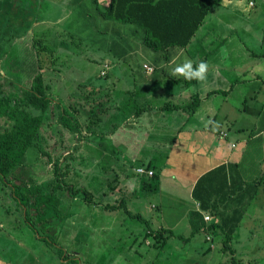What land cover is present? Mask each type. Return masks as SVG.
Returning a JSON list of instances; mask_svg holds the SVG:
<instances>
[{
	"label": "rangeland",
	"instance_id": "obj_1",
	"mask_svg": "<svg viewBox=\"0 0 264 264\" xmlns=\"http://www.w3.org/2000/svg\"><path fill=\"white\" fill-rule=\"evenodd\" d=\"M237 1L235 10L213 8L190 45L173 51L170 64L164 54L143 45L141 29L104 20L92 0H0L1 90L21 96L40 74L51 99L35 147L7 176L8 186L0 181V264H264L263 197L240 216L224 249L225 234L208 231V225L217 222L216 214L212 212V222L203 221L198 202L191 198L197 171L183 160L191 148L183 129L173 130L168 123L176 121L168 118L165 128L155 134L138 126L130 130L128 124L129 129L120 130L135 116L154 111L153 107L188 106L195 95L202 99L213 89H219L218 93L211 96V92L202 102L195 120L205 113L215 115L219 108V112L231 108L239 115L236 125L248 124L255 134L264 128V88L255 100L256 110L263 111L261 118L253 120L242 110L244 106L251 110L250 94L261 84L239 80L244 73L250 75V67L259 69L264 64V3L254 0L255 6L248 7L249 0ZM108 2L99 0L100 8L104 10ZM186 60L193 67L202 61L208 65L204 81H177L184 77L173 75L172 70ZM143 65L151 66L153 74L147 75ZM213 68L215 73H209ZM209 74L215 76L212 81ZM61 112L72 118L75 132L59 125ZM3 126L0 120V131ZM212 138L205 135L204 139L211 148L219 144ZM235 139L243 145L239 134ZM260 142L247 148H261ZM132 143L135 148L128 146ZM150 152L155 153L154 179L135 169L140 165L145 169L146 162L139 156ZM256 159L253 150L252 162ZM55 163L62 173L68 172L65 184L93 196L86 204L82 193L71 197L64 189L56 191L63 218L34 205L36 197L50 194L59 181ZM244 172L247 175L248 170ZM251 173L249 185L255 188L260 177L255 179V172ZM10 186L28 198L27 219ZM260 190L264 191V185ZM122 199L132 215L141 217L129 216L123 205L115 211L103 209L118 206ZM190 212L195 219L189 218ZM189 220L195 221L193 236ZM164 228L169 232L159 241L165 245L154 248V238Z\"/></svg>",
	"mask_w": 264,
	"mask_h": 264
},
{
	"label": "trees",
	"instance_id": "obj_2",
	"mask_svg": "<svg viewBox=\"0 0 264 264\" xmlns=\"http://www.w3.org/2000/svg\"><path fill=\"white\" fill-rule=\"evenodd\" d=\"M92 2L97 14L104 20L119 24H132L141 29L143 45L154 52L164 54L165 61L170 62L174 50L185 49L190 44L192 37L203 24L209 10L218 3V0H110L104 10L100 8L99 0H92ZM148 67L152 69L151 74H153L154 69L151 66ZM195 67L197 66L195 65ZM177 81L191 84L195 83L196 79L188 80L184 78L183 80L177 79ZM43 82L42 76L40 74L36 75L30 87L24 89L21 96L5 95L0 85V120L4 123L0 131V181L4 186H8L7 176L23 162L27 151L35 147L39 130L44 119H46L51 99L48 98L46 93L49 87ZM198 102L199 98L195 95L190 105L175 107V109L192 113L198 107ZM169 106L165 105L161 110L170 109ZM58 123L69 132H75L72 118L65 112L59 114ZM66 174L68 172L62 173L58 168V164H54V175L59 181L50 194L36 197L34 201L36 208L44 207L51 210L58 218H63L60 211V199L56 195V191L63 189L71 197L82 193L86 204L92 202L93 196L86 189H76L69 184H65L63 178ZM152 177L157 178V175L153 173L150 178ZM216 178L215 174L204 176L197 181L193 189V197L202 210H214L213 208L220 203L214 199ZM261 181H257L258 184ZM248 187L250 188V185L246 184V188ZM10 190L14 201L22 209L23 216L27 219L28 198L15 186H10ZM229 195V192H227L223 194V197L228 198ZM120 205H123V211L126 214L139 218V216L128 212L124 201H121L118 206H103V209L115 211L119 209ZM240 208L236 209L231 218L226 219L224 217V219L219 220V223L213 222L208 225V231H215L216 233L221 231V234H225L224 249L228 247H226V244L231 240L233 230L239 224L240 216L244 212V209ZM230 221L233 222L229 223ZM225 228H228V230L224 231ZM164 233L166 232L162 231L154 238V248L157 245L160 248L165 245V242L161 244L159 241L163 238ZM206 251L209 252L211 249L208 248Z\"/></svg>",
	"mask_w": 264,
	"mask_h": 264
},
{
	"label": "crops",
	"instance_id": "obj_3",
	"mask_svg": "<svg viewBox=\"0 0 264 264\" xmlns=\"http://www.w3.org/2000/svg\"><path fill=\"white\" fill-rule=\"evenodd\" d=\"M249 2H253L254 3L253 6H255L254 0H249L248 7H251L249 6ZM261 2L264 3V0H261ZM238 3L239 1L237 0H218V3L209 10L207 16L209 15V13H211L212 9L215 7H220V6L225 7L226 6L227 9L231 8V10H235ZM204 24H205V19L203 21V24L198 28L195 35L196 34L199 35V31H201ZM262 34L264 36V30L262 31ZM195 35L192 37V39L197 36ZM201 37L203 39L204 36L201 34ZM261 56L264 57V50L262 51ZM173 61L174 59H172L169 63L172 64ZM258 67L259 69H254L250 67L249 70H247L248 73H250V75L246 76L245 75L246 73H244V75L242 76V79H239V80L246 81V83L250 82V83L258 84V85L259 83L261 84L260 88L258 87L259 89L257 88V90L254 91V93L252 92L250 94V99L253 102L251 103V105L253 106L251 110H247L248 109L247 106H244L243 108L244 110H242L243 112L242 115L245 116L246 113L251 114V117L253 118V120H257V119L260 120L261 115H262L261 112H263L262 109L256 110V107H255L257 105L256 104L257 102H255V100L260 96L259 90L264 88V64H261L260 66L258 65ZM217 69L219 68L217 67ZM217 69L213 68L212 70L208 72L212 74V73H215ZM211 74L207 76L209 81H212L213 78L215 77V76H212ZM231 89H233V87H231ZM218 90L219 89L209 90L207 92L208 95H206V97L204 98L202 97V99L200 98V95L196 93L198 94L196 96L199 98V102H198L199 105L195 109V111L192 113H187L182 110H175V108H172V107H170V109L168 108L167 110L162 111L161 110L162 107L160 108L159 106H157V107L152 108L154 111L151 110L148 113H144L143 117H140L138 115L135 116L134 118H132L133 120L132 123H131L132 120H130L129 123H125L120 128V130H123L124 128L127 129L128 128L127 124H128L130 130H134V129L137 130L136 126H138L140 128H145V131L147 132L149 131L155 134L158 130L165 128V125L167 124H165L164 122L168 118H170L171 120H174V122L175 121L178 122V123L175 122L174 124L168 123V125H172L173 130L177 129L178 132H180L183 129L184 134H185L184 138L189 143L187 144V146L189 147L191 145V148H187L188 150L186 151L185 156L183 157V160L189 169H192L193 171H197V177L193 179L192 186L190 188L191 198L195 200V198L193 197V189L197 181L204 176L215 174L217 178L215 181L216 189H215L214 199L218 200V202L220 203L217 202L218 203L217 207L213 206L214 210H202L201 207L199 206V203L197 206L199 210L198 214L202 217L203 221H205L204 216L209 215L210 222H212L213 220L212 212L214 211L217 217V222L219 223L220 222L219 220L224 219V217L226 219L231 218L230 215L223 214L224 212H231L232 214H234L236 209L240 207L243 208L244 211L248 212L250 208L253 207L254 201L258 205V203H261V197L264 198V191L260 190V188H262V186L264 185V179H263L264 178V175H263L264 174V128L260 129L255 134L253 133V131H249L248 128L251 126L248 124L236 125V122L239 121V119H237V116L239 117V115L236 112L235 114H233V112L231 111V108L230 109L223 108L222 112H219L220 110L219 108L217 109L218 110L217 114L211 115V114L205 113L202 116H198V119L195 120L194 117H196L197 110L201 107L202 102H205V100L209 99V94L211 92L213 94L211 96L216 95L218 93L217 92ZM224 94L227 95L228 93L224 92ZM167 103L170 104V102H167ZM224 103L228 104L226 97H224ZM171 105H175V104L171 103ZM172 111H175V114L167 115L169 112H172ZM178 111H181L183 113L181 114L179 112L178 114L177 113ZM140 118L142 119L140 120ZM215 121H219V122L215 123ZM225 122H229L228 123L229 126L222 127L223 124H225ZM130 124H131V127H130ZM198 133H201V135L202 134L204 135L200 139H197V138L191 139L193 135H195L196 137ZM237 134H239L240 137H242V142H243L242 146H240L241 144L238 145L237 139H235V135ZM205 135L214 136V138L212 139H214V141L218 142L219 144L215 145L213 148H211V146H207L204 141ZM223 139H225V142H223ZM258 139H261V142L259 143L260 146H262L261 148H247V145L257 141ZM136 142L141 144L140 139H138V141ZM216 142H214V144ZM123 144L126 145L127 141L123 140ZM128 146L130 148H135L134 143L129 144ZM143 146L141 145L139 148H145V145ZM123 148H126V147L123 146ZM253 150H255L256 156H257V159L254 162H252ZM150 153H144L143 155L144 158L141 156L139 157L141 159V162H146L145 169H148L147 171H152L155 175H157L155 171V167L152 166L153 162H155L154 161L155 153H151V154ZM246 161H249V164L247 166L244 165ZM139 167H142V166L140 165ZM139 167H136L135 169ZM244 170H248L247 175H245ZM251 170L255 172L254 178L257 179V177L259 176L260 177L259 180H262V181L255 188L248 187L249 188L248 189L246 188V184H250L252 181V180L250 181L248 180V174L251 173ZM152 179H154V177H152ZM259 180H256V181H259ZM227 192H229L230 194L229 197L228 198H226L225 196L223 197V194ZM217 193L219 194V197L217 196ZM260 193H262V195ZM121 201L126 202L123 199ZM127 210L130 213L128 208ZM244 213L245 212H243L242 215H244ZM136 216L141 217L140 215H136ZM194 217H195L194 213L190 212L189 218H194ZM233 221H230V223H232ZM187 223H188L189 231H192L191 234L193 236V233H194L193 226H195V221L189 220V222ZM237 226L235 227L233 232H235ZM161 231H165L166 233L169 232V230H166L165 228L161 229Z\"/></svg>",
	"mask_w": 264,
	"mask_h": 264
},
{
	"label": "clouds",
	"instance_id": "obj_4",
	"mask_svg": "<svg viewBox=\"0 0 264 264\" xmlns=\"http://www.w3.org/2000/svg\"><path fill=\"white\" fill-rule=\"evenodd\" d=\"M208 65L205 62H200L197 67H193L191 60H186L182 65H177L173 70V75L183 76L185 79L204 81L206 79Z\"/></svg>",
	"mask_w": 264,
	"mask_h": 264
},
{
	"label": "built area",
	"instance_id": "obj_5",
	"mask_svg": "<svg viewBox=\"0 0 264 264\" xmlns=\"http://www.w3.org/2000/svg\"><path fill=\"white\" fill-rule=\"evenodd\" d=\"M254 3L253 2H249V6H253ZM143 69L145 70L146 74L150 75L152 73V69L148 66H143ZM136 173L138 174H146L148 177H151L153 175L152 171H147L142 167H139L136 169ZM204 220L205 221H209L210 220V216L209 215H205L204 216Z\"/></svg>",
	"mask_w": 264,
	"mask_h": 264
}]
</instances>
